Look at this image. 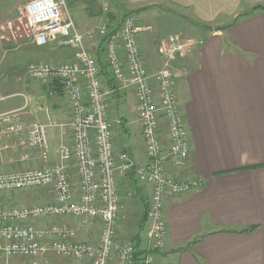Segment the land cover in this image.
I'll return each mask as SVG.
<instances>
[{
	"label": "crops",
	"instance_id": "0c3cea01",
	"mask_svg": "<svg viewBox=\"0 0 264 264\" xmlns=\"http://www.w3.org/2000/svg\"><path fill=\"white\" fill-rule=\"evenodd\" d=\"M28 1L0 0V28L14 21L17 8ZM80 1L66 0L67 14L80 32L103 21L114 30L127 15L147 28L138 37L149 72L163 64L158 52L161 43L178 36L186 46L185 55L173 64L189 154L183 166L166 163L164 167L176 180L197 177L203 184L167 197L165 245L156 252L154 264H264V10L246 15L254 7H264V0H83L94 8L88 14L80 9ZM2 32L0 113L20 109L24 124L45 125L47 160L35 151L22 158L23 151L0 149V170L57 164L58 147L72 139L71 131L63 126L69 119L68 101L59 82L31 79L26 68L34 61L61 63L71 57L72 50L51 44L35 46L26 35L18 42L14 33ZM94 41L87 40L85 45L100 65L105 85L114 87L105 43ZM109 118L116 150H126L135 163L143 164L132 90L115 89L109 99ZM161 131L167 139L164 121ZM69 173L77 188L74 169ZM118 187L123 208L133 203V218L130 225L117 230L116 239L144 250L152 186L126 175L118 179ZM35 191L28 198L19 192L2 194L0 204L32 205L52 199L50 188ZM86 223L69 224L76 228L78 240L94 241L97 224Z\"/></svg>",
	"mask_w": 264,
	"mask_h": 264
},
{
	"label": "built area",
	"instance_id": "2783aa9c",
	"mask_svg": "<svg viewBox=\"0 0 264 264\" xmlns=\"http://www.w3.org/2000/svg\"><path fill=\"white\" fill-rule=\"evenodd\" d=\"M15 19L27 28L25 35L31 44L72 50L71 57L61 63L34 61L26 68L31 79L60 83L69 106V119L63 126L71 131L72 139L58 147L57 164L0 170V196L39 188H50L53 194L45 203L0 204V264H134L133 244L116 239L122 202L118 179L126 175L152 186L142 264H154L156 252L165 245L163 210L167 197L186 194L203 184L197 177L176 180L164 167L166 163L183 166L189 154L173 64L185 55V44L178 36L161 43L158 52L165 60L149 72L138 37L147 28L134 16H125L114 30L103 21L80 32L67 14L66 0H29L17 8ZM14 21H9L8 27ZM97 38L105 43L114 87L105 85L100 65L85 45ZM115 89L134 92L146 160L143 164L135 163L126 150L115 148L109 120V99ZM19 110L0 113V149L23 151L22 158L35 151L46 161L45 125L24 124ZM163 121L167 139L161 131ZM71 168L78 178L77 188L70 181ZM63 217L98 224L97 238L78 240L76 228L67 221L41 225Z\"/></svg>",
	"mask_w": 264,
	"mask_h": 264
},
{
	"label": "rangeland",
	"instance_id": "374dc122",
	"mask_svg": "<svg viewBox=\"0 0 264 264\" xmlns=\"http://www.w3.org/2000/svg\"><path fill=\"white\" fill-rule=\"evenodd\" d=\"M101 2V1H100ZM78 5H79V7H80V9L82 10V12L83 13H85V14H88V12L90 11V10H93L94 8H92L89 4H87L86 2H84L83 0L82 1H80L79 3H78ZM89 7V8H88ZM86 8H88V9H86ZM66 9L68 10V8L66 7ZM70 10V9H69ZM90 13H92V12H90ZM89 13V14H90ZM16 15H17V13H16ZM16 18V17H15ZM14 18V19H15ZM9 22V21H8ZM8 22H6L5 23V25H6V29L4 28V29H1L0 28V30L1 31H3L2 33H4V32H7V33H9V34H11V33H14L15 34V38H16V41H18V42H22V41H24V39H23V37H25L24 35L26 34V32H27V28L23 25V23H19L16 19H15V21H14V25L12 26V27H8ZM0 31V32H1ZM26 38V37H25ZM98 39L99 38H97V39H95V41L94 42H97L98 41ZM102 42L103 41H101L100 39H99V41H98V44L100 43L101 45H102ZM50 47H54L55 45L54 44H51V45H49ZM141 54H142V52H141ZM143 56V55H142ZM164 57V56H163ZM144 58V57H143ZM164 60H165V57H164ZM164 60H163V62H164ZM146 65V64H145ZM126 112H128V110H126ZM36 189H29V190H25V191H21V192H19L20 194H24V197H31L33 194H35V191ZM18 193V194H19ZM132 211H133V203L132 202H128L127 204H125V206H124V208H123V206H122V202H121V207H120V211H119V215H118V231L120 230V227H122V226H125L126 227V225H130V223L129 222H131L132 220H131V218H133L132 217ZM62 221H67V222H71V224L73 225V224H77L78 223V220H76V219H73V218H66V217H63V218H59V219H55L54 220V222H51L50 223V225L51 224H55V222H56V224H60ZM86 224H89V223H86ZM92 224V223H91ZM96 228H97V230H98V224H97V226H96ZM126 240V239H125ZM126 242H131V241H126Z\"/></svg>",
	"mask_w": 264,
	"mask_h": 264
},
{
	"label": "trees",
	"instance_id": "16d2710c",
	"mask_svg": "<svg viewBox=\"0 0 264 264\" xmlns=\"http://www.w3.org/2000/svg\"><path fill=\"white\" fill-rule=\"evenodd\" d=\"M259 9L260 10H264V7H261V6L254 7L246 15L254 13L256 10H259ZM146 216H147V214H146ZM251 229H253V226L249 227V228H246V229H244L242 231H248V230H251ZM132 244L134 246L133 247L134 248V264H142V259H143V255L145 253V250L138 249L137 246L135 245V243H132Z\"/></svg>",
	"mask_w": 264,
	"mask_h": 264
}]
</instances>
